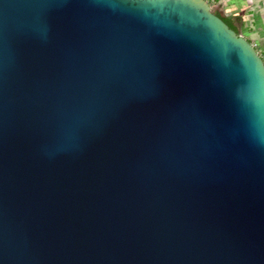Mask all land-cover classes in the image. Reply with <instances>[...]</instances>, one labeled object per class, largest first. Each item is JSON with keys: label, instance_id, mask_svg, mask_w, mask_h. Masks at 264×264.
Listing matches in <instances>:
<instances>
[{"label": "water", "instance_id": "1", "mask_svg": "<svg viewBox=\"0 0 264 264\" xmlns=\"http://www.w3.org/2000/svg\"><path fill=\"white\" fill-rule=\"evenodd\" d=\"M0 264H264V63L208 0H0Z\"/></svg>", "mask_w": 264, "mask_h": 264}, {"label": "rangeland", "instance_id": "2", "mask_svg": "<svg viewBox=\"0 0 264 264\" xmlns=\"http://www.w3.org/2000/svg\"><path fill=\"white\" fill-rule=\"evenodd\" d=\"M210 6L213 12L220 13L222 16H229L231 12L241 14L244 25H239L240 35L250 41L256 40L251 42L255 48L259 40L264 42V0H220L218 3L211 2ZM262 55L264 57V54Z\"/></svg>", "mask_w": 264, "mask_h": 264}, {"label": "crops", "instance_id": "3", "mask_svg": "<svg viewBox=\"0 0 264 264\" xmlns=\"http://www.w3.org/2000/svg\"><path fill=\"white\" fill-rule=\"evenodd\" d=\"M219 5H222V4H219ZM227 7V6H226ZM233 8V7H232ZM225 9V8H224ZM227 9V8H226ZM230 16H232V18H233V21L235 22V24H236V26H238V28H239V25L240 26H243L244 25V22H243V16L241 15V14H239V13H235V12H231V14H230ZM260 26V25H259ZM241 28V27H240ZM263 35H264V33H263ZM249 40V39H248ZM250 41V40H249ZM253 42L254 41H256V40H252ZM252 41H250V42H252ZM258 43V45H257V48H255L256 49V51L258 52V54L260 55V57L261 58H264V57H262L263 55L262 54H264V42H260V40L257 42Z\"/></svg>", "mask_w": 264, "mask_h": 264}, {"label": "trees", "instance_id": "4", "mask_svg": "<svg viewBox=\"0 0 264 264\" xmlns=\"http://www.w3.org/2000/svg\"><path fill=\"white\" fill-rule=\"evenodd\" d=\"M220 0H208V2H209V4L211 3V2H216V3H218ZM214 14L216 15V16H218L219 18H221L222 19V21L230 28V29H232L234 32H236L237 34H240L239 33V28H238V26H236V24H235V22L233 21V18H232V16H222L220 13H217V12H214Z\"/></svg>", "mask_w": 264, "mask_h": 264}, {"label": "built area", "instance_id": "5", "mask_svg": "<svg viewBox=\"0 0 264 264\" xmlns=\"http://www.w3.org/2000/svg\"><path fill=\"white\" fill-rule=\"evenodd\" d=\"M253 47H254V45H253ZM255 48V47H254ZM263 60V63H264V59H262Z\"/></svg>", "mask_w": 264, "mask_h": 264}]
</instances>
